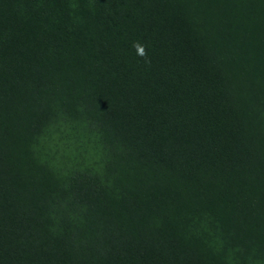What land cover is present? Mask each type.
I'll list each match as a JSON object with an SVG mask.
<instances>
[{
  "label": "trees",
  "instance_id": "obj_1",
  "mask_svg": "<svg viewBox=\"0 0 264 264\" xmlns=\"http://www.w3.org/2000/svg\"><path fill=\"white\" fill-rule=\"evenodd\" d=\"M0 264H264V0H0Z\"/></svg>",
  "mask_w": 264,
  "mask_h": 264
},
{
  "label": "rangeland",
  "instance_id": "obj_2",
  "mask_svg": "<svg viewBox=\"0 0 264 264\" xmlns=\"http://www.w3.org/2000/svg\"><path fill=\"white\" fill-rule=\"evenodd\" d=\"M58 133H53V136L51 137V140L49 141L51 147H53L54 144H57V148L53 149V159L56 164L59 165V163H62L66 160L67 157H72L76 153V149L74 146H69L71 150H68L64 144L68 141H73L72 138H67L66 136H58ZM62 140H68V141H62ZM74 142V141H73ZM48 150H50V147H48ZM78 154V152H77ZM75 154V155H77ZM76 157V156H74ZM74 159V158H73Z\"/></svg>",
  "mask_w": 264,
  "mask_h": 264
},
{
  "label": "clouds",
  "instance_id": "obj_3",
  "mask_svg": "<svg viewBox=\"0 0 264 264\" xmlns=\"http://www.w3.org/2000/svg\"><path fill=\"white\" fill-rule=\"evenodd\" d=\"M132 47L135 49L138 56L143 58L147 57L146 47L141 41H133Z\"/></svg>",
  "mask_w": 264,
  "mask_h": 264
}]
</instances>
